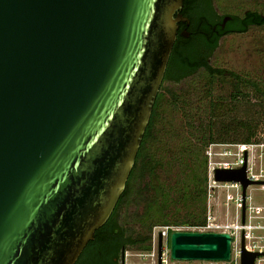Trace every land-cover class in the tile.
I'll return each mask as SVG.
<instances>
[{
	"label": "water",
	"instance_id": "95a60500",
	"mask_svg": "<svg viewBox=\"0 0 264 264\" xmlns=\"http://www.w3.org/2000/svg\"><path fill=\"white\" fill-rule=\"evenodd\" d=\"M184 1L0 0V264H76L108 222L190 24ZM214 179L240 183L244 200L264 184L246 165ZM170 241L174 261L231 258L228 233ZM162 244L161 232L158 264Z\"/></svg>",
	"mask_w": 264,
	"mask_h": 264
},
{
	"label": "trees",
	"instance_id": "16d2710c",
	"mask_svg": "<svg viewBox=\"0 0 264 264\" xmlns=\"http://www.w3.org/2000/svg\"><path fill=\"white\" fill-rule=\"evenodd\" d=\"M181 14L189 18L191 24L189 27L186 23L181 25L182 31L175 42L163 83L179 84L200 70H205L212 79L227 77L222 70L212 68L209 62L221 39L232 34H246L253 27L264 28V15L247 11L242 16L230 15L232 20L222 30L226 15L219 18L213 0H185ZM184 30L191 31L192 36L184 37ZM234 81L236 94L231 101L227 104L219 99L211 100L204 113V108H198L197 103L190 104L187 94L164 93L160 89L135 165L116 208L134 199L133 184L141 182L143 186L136 197L143 206V212L138 216V223L149 231V245L143 246L142 250L151 249L155 227L206 226L207 172L202 182L186 177L195 159L203 157L207 168L205 153L213 144L250 145L261 142L264 85L239 76ZM244 87L251 89L255 101L251 102L249 94L241 91ZM165 110H170L172 119L178 112L184 117L179 125H174L170 134L166 132L163 135ZM168 136L177 141L176 151H166L168 144L165 138ZM176 169L179 173L175 174L174 180L163 176V173L167 176Z\"/></svg>",
	"mask_w": 264,
	"mask_h": 264
},
{
	"label": "rangeland",
	"instance_id": "374dc122",
	"mask_svg": "<svg viewBox=\"0 0 264 264\" xmlns=\"http://www.w3.org/2000/svg\"><path fill=\"white\" fill-rule=\"evenodd\" d=\"M214 10L220 16L239 15L242 16L247 11H257L264 15V0H213ZM212 68H220L223 70V78H211L205 70H200L195 75L183 80L179 84H172L165 82L161 88L164 93L168 91L181 92L187 94L190 104L195 102L197 107L204 110L208 107L209 101L220 100L227 102L231 101V97L236 94V90L233 88L235 84L231 75L235 74L242 79L254 80L264 85V28L253 27L246 34H232L221 39L219 48L215 51L213 56L209 60ZM211 90V91H210ZM241 91L249 94L251 102L256 100L251 89L244 87ZM169 94V93H168ZM234 102V101H233ZM228 106V105H227ZM202 113V114H203ZM164 128L162 130L163 135L174 130V125L177 126L181 123L183 115L181 112L176 114L172 119L170 110L164 111ZM263 129V128H262ZM260 130V141L264 143V130ZM168 144L166 151L172 152L177 150V141L171 139L170 136L165 138ZM243 144H226V146L214 147V152H236L237 148ZM210 148V147H209ZM209 148L206 150L205 156L207 157V168L202 158L195 159L190 166L189 172H187L188 179H198L201 182L205 178L207 172V179L209 178V163L210 157L208 156ZM223 159L219 156L213 158L214 162H220ZM254 172L261 174L264 170V147H256L254 150V156L252 158ZM179 173L176 169L173 173H163V176L174 180L175 174ZM209 182V180H208ZM141 182L133 184L135 194L140 187ZM209 185L207 184V213L215 218L216 224H228L233 223L237 217V211L233 203H229L227 199L226 189L213 188L209 192ZM249 193L252 195V202L256 206H264V190L260 186H253L249 188ZM232 195H235V191H231ZM134 197L132 201L127 205H122L119 208V216L121 223L132 234H139L141 230H144L138 223V216L143 212V206L138 202L137 197ZM229 206H228V205ZM258 216H264V211L256 214ZM255 223L264 225V219L258 218L254 220ZM197 231V228H191L187 225L172 226V227H155L152 234V249L150 251L134 248L129 251L128 262L130 264H158V248H159V234L163 233L162 244V256L165 260H172L171 258V233L173 231ZM144 232V233H146ZM263 231H257V235H264ZM141 254V255H140ZM180 264H202L199 261L185 262L180 261Z\"/></svg>",
	"mask_w": 264,
	"mask_h": 264
},
{
	"label": "built area",
	"instance_id": "2783aa9c",
	"mask_svg": "<svg viewBox=\"0 0 264 264\" xmlns=\"http://www.w3.org/2000/svg\"><path fill=\"white\" fill-rule=\"evenodd\" d=\"M226 146V144H213L210 146L208 156L210 157L209 163V192L213 188H224L227 191V199L229 203H233L235 210L237 211L236 220L233 223L228 224H216L210 214L207 213L206 226L197 228V231L201 232H216V233H228L232 237L231 258L228 261H199L202 264H241L242 255L244 251L248 253H260L254 264H264V235H257V231L264 232V225L255 223L254 220L264 216H258L256 214L264 211V206H256L252 202V195L249 193V187L247 190L246 199H243L242 185L240 183H217L214 179V173L217 169L221 170H235L240 169L243 166H247L248 179L255 182H264V170L261 174L254 172V166L252 158L254 156V150L256 147H264L262 140L260 143L250 145H240L236 152H214V147ZM219 156L223 160L220 162H214L213 158ZM260 186L264 190L263 185ZM231 191H235V195L231 194ZM228 205V204H227ZM229 206V205H228ZM245 208V223H242V210ZM264 234V233H263ZM244 237V248L242 246V240ZM180 261H169L163 259L162 264H180Z\"/></svg>",
	"mask_w": 264,
	"mask_h": 264
},
{
	"label": "flooded vegetation",
	"instance_id": "af4514ba",
	"mask_svg": "<svg viewBox=\"0 0 264 264\" xmlns=\"http://www.w3.org/2000/svg\"><path fill=\"white\" fill-rule=\"evenodd\" d=\"M218 16L219 18L222 17L220 15ZM218 23L222 24V22ZM182 24L185 23L179 24L177 39H179V35L182 31ZM190 24L187 25V27H189ZM226 26L227 24L225 27L222 26L221 29L225 30ZM217 27L218 26L215 28L216 30ZM187 33L189 34L188 38H190L192 36L191 31L187 30ZM217 70L222 69L217 68ZM228 75H231V78L234 80L237 76L235 74ZM144 232L141 230V232L137 235L132 234V232L121 223L119 208L115 209L108 222L101 229H99L97 233H95L94 240L87 245L76 264H130L128 262L129 251L134 248L139 250L143 246L146 247L149 245V231L146 233Z\"/></svg>",
	"mask_w": 264,
	"mask_h": 264
},
{
	"label": "bare ground",
	"instance_id": "6f19581e",
	"mask_svg": "<svg viewBox=\"0 0 264 264\" xmlns=\"http://www.w3.org/2000/svg\"><path fill=\"white\" fill-rule=\"evenodd\" d=\"M174 232V231H173ZM172 234V233H171Z\"/></svg>",
	"mask_w": 264,
	"mask_h": 264
}]
</instances>
